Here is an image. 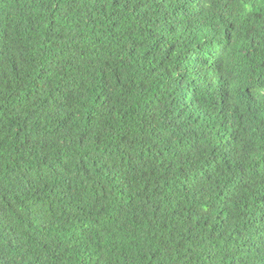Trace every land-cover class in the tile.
Returning a JSON list of instances; mask_svg holds the SVG:
<instances>
[{
	"label": "trees",
	"instance_id": "1",
	"mask_svg": "<svg viewBox=\"0 0 264 264\" xmlns=\"http://www.w3.org/2000/svg\"><path fill=\"white\" fill-rule=\"evenodd\" d=\"M212 1L0 0V264H264V0Z\"/></svg>",
	"mask_w": 264,
	"mask_h": 264
},
{
	"label": "clouds",
	"instance_id": "2",
	"mask_svg": "<svg viewBox=\"0 0 264 264\" xmlns=\"http://www.w3.org/2000/svg\"><path fill=\"white\" fill-rule=\"evenodd\" d=\"M167 5V13L175 15V20L179 24H190L195 26V30L199 28L203 22L213 14L215 10V2L212 0H164ZM123 23L128 25L132 24L127 17H125ZM126 20V23H125ZM168 22H160L161 27ZM129 26V25H128ZM139 24H135L134 29L139 27ZM146 29H157L158 26L155 24L147 25L145 24ZM145 29V28H144ZM105 33V32H104ZM187 33V32H186ZM192 34H190L191 36ZM203 65H206L204 67ZM213 65H209L201 60L200 67H197L196 72L204 75V78L207 80V87L213 88L215 83L218 82L221 78L223 69L217 67V69L212 68ZM187 68L183 66L180 70L181 74H185ZM192 109L187 110L186 113L191 112ZM196 120L198 121H208V114L206 112H197ZM194 123V122H193Z\"/></svg>",
	"mask_w": 264,
	"mask_h": 264
}]
</instances>
